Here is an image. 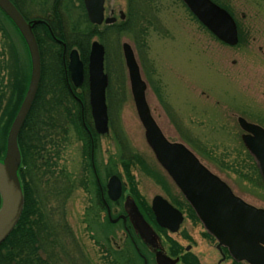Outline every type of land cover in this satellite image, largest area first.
Returning a JSON list of instances; mask_svg holds the SVG:
<instances>
[{
    "label": "rangeland",
    "instance_id": "rangeland-1",
    "mask_svg": "<svg viewBox=\"0 0 264 264\" xmlns=\"http://www.w3.org/2000/svg\"><path fill=\"white\" fill-rule=\"evenodd\" d=\"M61 1V11L68 22H80L83 27L87 25L80 0ZM221 1L230 7L233 18L243 30L240 42L232 47L213 36L182 0H152L150 6L142 9L151 20L142 45L135 39L136 32L140 30L137 26L132 33H105L106 43L110 46L108 60L104 62L109 76V96H106L109 131L103 136H96L95 157L101 163L105 162L106 180L112 174L120 175L122 181L127 183L124 195L132 194L133 189V200L139 211L141 207L147 215V209L150 210L154 222L151 211L154 196L161 195L176 204L184 216L179 230L171 233L157 227V238L168 253L182 255L186 247L191 246L187 257H196L201 264H216L220 259L214 247L216 241L206 232L146 143L144 128L130 92L121 44L127 42L134 50L142 78L147 84L146 101L164 136L171 142L186 145L236 196L254 207L264 209V183L258 170L257 175L252 167L254 159L244 147L241 139L243 131L237 124V118L243 117L264 128V2ZM27 2L28 16L40 17L44 8L39 9L38 3L42 0ZM50 3L51 0H47L46 8ZM104 8L105 16H114L116 23H119V11L128 14V0H105ZM110 10H114L113 15ZM98 29L102 30L103 25ZM22 40L18 35L14 36L15 47L11 54V46L0 34V48H4L1 60L7 61L9 66L14 65L15 60L20 63L25 59ZM95 40L102 43L97 36H93L91 41ZM5 75L4 72V84L7 82ZM0 91L3 92L0 96L3 102L0 108L1 150L6 144L9 128L10 117L5 102L10 94L7 86L2 90L0 88ZM86 113L90 115L89 107ZM85 121L92 126L91 117ZM86 135L83 133L80 137L70 129L69 142L63 148L64 164L68 168L74 166L77 178L90 156L91 148L86 145ZM123 157L133 159L128 172H125ZM123 199L126 203L127 196H122L120 206L124 204ZM86 205L87 196L82 188L76 186L66 206V222L89 263L104 264L106 261L105 264H111L108 250H115L118 245L123 249L128 247L119 252L128 255L134 253L131 245H126V242H130L122 240L125 236L121 224L107 229L110 243L104 251L95 239L99 234H92L91 229L85 227Z\"/></svg>",
    "mask_w": 264,
    "mask_h": 264
},
{
    "label": "water",
    "instance_id": "water-1",
    "mask_svg": "<svg viewBox=\"0 0 264 264\" xmlns=\"http://www.w3.org/2000/svg\"><path fill=\"white\" fill-rule=\"evenodd\" d=\"M105 0H83L87 18L95 25L111 24L115 17L104 16ZM192 14L220 41L234 46L238 43L237 26L233 17L211 0H182ZM0 9L13 22L22 36L30 56V79L25 96L11 123L6 139L5 155L0 160V244L15 227L24 204V197L17 175L20 165L18 134L32 106L41 76V59L33 28L43 22L26 20L10 0H0ZM120 18L124 14L120 11ZM64 45V44H63ZM65 47V45H64ZM127 69L130 92L138 118L144 128L146 143L155 159L165 170L184 198L191 205L205 230L217 241L216 248L226 247L236 261L248 264H264V209L254 207L236 196L230 187L206 168L197 156L183 143L169 141L151 115L146 101L147 84L142 78L132 46L121 44ZM104 46L92 41L88 57L89 105L95 131L108 133V114L105 90L108 76L104 72ZM68 71L74 86L84 80L83 63L78 51L72 49L68 56ZM245 132L242 141L254 158L264 183V128L238 118ZM108 198L116 201L122 194V182L112 175L107 182ZM125 210L143 242L157 248V264H176L170 259L157 238V233L143 218L136 203L127 197ZM151 210L157 225L176 233L183 221L182 213L166 199L156 195L151 200ZM125 220V216L122 215ZM223 254V253H222Z\"/></svg>",
    "mask_w": 264,
    "mask_h": 264
},
{
    "label": "trees",
    "instance_id": "trees-1",
    "mask_svg": "<svg viewBox=\"0 0 264 264\" xmlns=\"http://www.w3.org/2000/svg\"><path fill=\"white\" fill-rule=\"evenodd\" d=\"M12 1H15L14 5L25 19H40L43 21L33 29L40 52L41 77L36 96L17 139L22 160L18 168V175L24 182L25 174L22 172V165L24 164L27 166L29 178L27 182L23 183V209L15 227L0 244V264L72 263L69 255L76 252L82 253V251L78 247L76 239L70 233L61 204L54 203L56 186L53 180L55 178V168L58 165L56 160L60 158L63 148L69 142L70 129H73L80 137L83 133L86 135L83 122H86L84 120H88L90 115L86 113V108L88 109L87 98H79V100L74 98L66 86L64 72L66 62L64 64L62 57L63 44L66 45V51L76 48L80 59L85 65L93 36H97L102 44L104 43L106 62L109 57L110 46L106 43L105 33L115 35L125 32L132 33L137 26L140 30L136 34L134 33L135 39L138 44L142 45L145 42L147 27L151 24V20L146 17L142 9H145L146 5H149L152 0H128V14L125 19L119 23L103 25V29H100V31L99 26L89 23L86 12H84V16L87 25L84 27L81 26L80 22H68L67 17L64 18L61 11V0H51L49 8H46L47 0L38 3L39 9L44 8L41 9L42 12L38 18L28 16L26 9H29V7L27 5L24 7L23 2L20 3L19 0ZM21 1L28 3L27 0ZM80 1L83 7V1ZM212 1L232 15L230 7L221 0ZM260 1L264 2V0ZM236 24L239 43L243 30L240 24ZM0 34L2 39L8 41V46H11V54L14 52L15 47L13 45L14 36L18 35L23 39L13 22L1 9ZM23 43L26 51L24 60L27 62L23 60L19 63L15 60L14 65L12 63L10 66L7 61L1 60L4 48H0V75L2 73L0 88L2 90L7 86L10 94L9 99L5 102V109L9 112L10 117V120L8 119L9 127L25 96L30 79V56L25 42ZM4 72L7 79L6 84L3 83ZM83 86L87 88V83L85 82ZM1 95H3V92L0 91ZM108 96L109 89L107 88V98ZM2 104L0 98V108ZM82 105H84V113L82 112ZM86 139V145H90V139L87 136ZM119 142L122 144L121 140ZM5 149L6 144L0 150V158L4 157ZM248 156L251 159L250 155ZM122 162L125 172H128L133 159L123 157ZM252 167L257 174L256 164H252ZM63 183L60 175L59 186L57 187L59 191L62 187H66L67 183H64V185ZM140 212L149 223L157 228L155 222L152 221L150 210L147 209L146 211L150 220L141 207ZM106 222L105 250L110 243L107 229L113 226L109 219ZM112 250H108V253L112 257L115 255L113 264H116V255L120 252L116 249ZM133 252L137 254L139 250L133 249Z\"/></svg>",
    "mask_w": 264,
    "mask_h": 264
},
{
    "label": "flooded vegetation",
    "instance_id": "flooded-vegetation-1",
    "mask_svg": "<svg viewBox=\"0 0 264 264\" xmlns=\"http://www.w3.org/2000/svg\"><path fill=\"white\" fill-rule=\"evenodd\" d=\"M19 1L20 3L23 2L24 3L23 6L25 7L26 3L21 0ZM13 3H15V1ZM104 12H106V10H104ZM110 14L113 15L114 10H110ZM69 51L70 49L68 51L63 50L62 52L64 64L68 59ZM66 66L67 64H65L64 72H65V83H66L68 90L72 93L73 97L78 100L79 98L84 99L85 97L88 99L89 98L88 82H87V88H85V86H82L81 88L73 87V84L70 79V74ZM86 91H87V94H86ZM82 112L83 113L85 112L84 105H82ZM93 129H95L94 126H91L89 122L88 123L85 122L84 131L87 134L86 136L88 137V139H90L91 150H90L89 158L87 159V161H85V164H83V169H81L78 173L79 174L78 178L75 176L74 166H72V168H68V166L64 164L63 152L60 158L56 160L58 165L55 168V174H54L55 178L53 180V183L56 186V189H55L56 196L54 197V200H55L54 203L61 204V207L65 215V219L68 218L67 213L65 214V212H67L66 206H68V202H69V198L71 194H74L75 187L79 186V188H82L83 192L87 196L86 211L84 214L85 215L84 216L85 227H87L88 229H91L92 234H94L95 232L99 234L98 237H95V239L97 238L96 242L99 244V246L105 250L104 244L106 242V231H105L106 223H107L106 219H109L110 223L113 225L121 224L123 233L125 236V238L123 237L122 240H126L130 242V243L126 242V245L128 244L131 245L132 250L133 249H136L137 251L139 250L137 254L131 253L129 255L127 253L120 252L118 255H116L117 258L115 259L116 261L115 263L116 264H157L155 260V252L158 251L157 248H151L150 246L146 245L143 242V240L139 237L138 232L136 231V229L133 226L132 221L130 220V216L125 210L124 199H123L124 204L123 205L121 204V206L119 205L122 196L123 198L127 196L133 199V195L130 193L128 195H124V191L126 190L127 183L123 182L120 175L118 174H112V175H117L122 182V196L116 201H111L110 199H108V193H107L108 179L106 180L105 162L101 163V160H97L95 157V154H96L95 152L97 148L96 146H97V141H98L96 136L98 134ZM2 159L3 157L0 158V160ZM22 167H23L22 172L23 174H25L24 182H22L21 177L19 178H20V182H21V186L23 190V187H24L23 183L27 182L29 178H28L27 166L23 164ZM60 175H61L62 181L64 183H67V185L66 187H62L61 190L59 191L57 187L59 186ZM76 182H77V185H76ZM169 203L181 212V210L176 204L174 203L172 204L171 202ZM122 215L126 217L125 220L122 218ZM67 226L70 230V233L74 237V234L72 233L68 223H67ZM151 227L155 232L157 231V228L154 225H151ZM76 242L79 245L78 241ZM161 246L164 249V246L162 243H161ZM214 247L215 249H217L216 244L214 245ZM126 248L128 247L126 246L124 249ZM124 249L120 245H118L116 248V250H124ZM140 249L142 252L140 251ZM190 249H191V246H187L186 249L184 250L185 252L182 255L175 254V253H168L166 249H164L165 250L164 253L170 259H178L176 264H201L197 260L196 257L195 258L191 256L187 257V253ZM217 251L219 253L220 259L217 261L216 264H223L224 262H227V261H229L230 264H248L246 262L235 261L234 258L225 250V248H222L223 254H221L218 249ZM69 257L72 263H67V264H90L89 260L83 253H72L71 255H69ZM113 258H115V255L113 257L110 256V260H112L111 264H113ZM105 263L106 261H104V264Z\"/></svg>",
    "mask_w": 264,
    "mask_h": 264
}]
</instances>
